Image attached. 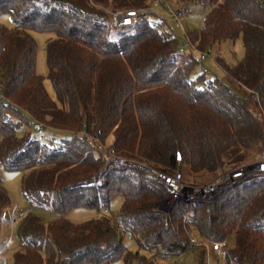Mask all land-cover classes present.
I'll list each match as a JSON object with an SVG mask.
<instances>
[{
    "label": "trees",
    "instance_id": "obj_1",
    "mask_svg": "<svg viewBox=\"0 0 264 264\" xmlns=\"http://www.w3.org/2000/svg\"><path fill=\"white\" fill-rule=\"evenodd\" d=\"M153 1L0 0V13L15 23L0 25V167L25 171L23 196L56 215L47 222L24 215L13 264H160L158 257L187 250L191 229L214 242L234 236L222 249L223 264H264V168L243 173L210 200H177L169 212L157 208L166 190L156 178L130 167L107 170L112 148L155 170L215 174L192 184L201 185L221 166L244 165L264 149V0H180L209 5L203 25L184 33L198 51L241 36L239 62L229 66L216 56L223 78L205 69L192 76L198 60L179 51L164 20L150 18ZM108 10L131 13L134 22L114 30ZM29 31L55 33L45 58L60 105L36 72ZM31 120L72 134L51 143L19 134ZM253 143L260 145L255 154ZM117 196L115 219L103 210ZM11 203L0 175V229ZM78 207L100 214L68 221ZM125 231L159 256L129 250ZM196 264H205L204 248Z\"/></svg>",
    "mask_w": 264,
    "mask_h": 264
},
{
    "label": "rangeland",
    "instance_id": "obj_2",
    "mask_svg": "<svg viewBox=\"0 0 264 264\" xmlns=\"http://www.w3.org/2000/svg\"><path fill=\"white\" fill-rule=\"evenodd\" d=\"M166 1L169 6L163 4L159 0L153 1L150 7V11L152 12L150 18L153 21H156L157 19L164 20V26L167 29L173 31L177 35L179 43H182L183 36L186 30H193L196 28H200L203 25V17L208 11L209 5H203L199 2H194V1L191 2H182L180 0H166ZM181 6H184L186 11L184 12L183 17L181 19L182 24L176 25L171 19L170 14L171 11L178 9ZM0 25L6 26L8 28L15 27V23L13 22L12 18L8 13H0ZM29 33L32 34V36L35 38V41L37 43L36 72L43 77L44 86L49 96L58 105H60L59 101L56 98V94L54 92L52 84L47 76L48 70H47L46 58H45L46 41L50 38H54L55 33L52 31H43V32L29 31ZM186 52L192 54V56L198 60V66L192 72V76L195 73L201 71V69H205L208 76L210 77L217 76L218 78H223L225 76V70L215 60L216 56L223 58V60L227 65L232 66L237 62H239L244 56V46L241 36H239L235 41H230V40L221 41L219 44L211 48V51L209 53H205L206 57L201 60H199L201 53L200 51L192 50L187 46ZM33 125L34 122H32V120L28 124L26 123L22 124L19 130V134H21L25 130L30 131L32 135L36 136L45 143L58 142L62 138H69L72 134V132L70 131L54 129L44 125L41 130L36 131L34 130ZM110 140L111 138H109L108 141ZM259 148L260 145L258 143H253L251 145V152L255 154L258 152ZM263 150L264 149H262L258 153L257 158L255 157L256 159L252 157L247 163L255 162L260 157V154L263 152ZM257 169L260 168H251L246 172ZM24 173L25 171L22 170L8 171L0 167L2 185L9 192L12 199L11 205L7 207L4 212L3 223L0 229V246L3 240L5 239V237L7 238L11 236L14 241V245L12 248L3 251V254L6 257L8 264H13L12 254L20 246V243L18 242L17 239V228L21 221V220L17 221L11 227L7 223V218H6L8 209L14 204H17L21 208H27L29 205V202L22 194L21 186H20L21 177L23 176ZM182 174L183 177L190 182V184L203 183L215 175L211 172H201L194 174L188 169L187 166L183 167ZM241 175L239 176L240 178ZM120 204H121L120 196H117L112 200L111 207L109 210V215L112 218L116 219L118 217L117 210L119 209ZM31 213L39 215L41 218H43L45 222L50 221L56 216L52 212H50V210L43 208L31 210ZM99 214L100 211L96 209L78 207L68 212L66 218L68 221L72 223H79L93 219L97 217ZM191 232L198 240H201V238L198 237V235L194 232V230L191 229ZM226 241L228 242L224 245L223 248L233 245L234 236L229 235ZM124 243L126 244L129 250L133 252L139 251V253L146 254V250L142 248L141 245L138 244L135 237L130 235H125ZM201 249L202 247L200 245H197L192 249L189 250L187 249L184 252L171 254L166 258L158 257L157 261L160 264H196L198 252ZM114 264H124V263L121 260H119ZM131 264H138V262L133 261ZM205 264H223L222 254L212 250L211 246H209L208 249H205Z\"/></svg>",
    "mask_w": 264,
    "mask_h": 264
},
{
    "label": "built area",
    "instance_id": "obj_3",
    "mask_svg": "<svg viewBox=\"0 0 264 264\" xmlns=\"http://www.w3.org/2000/svg\"><path fill=\"white\" fill-rule=\"evenodd\" d=\"M163 4L168 5L166 0H159ZM186 11L184 6L179 7L176 10L171 11V19L176 25L182 24V17L184 12ZM110 19L109 24L112 29L117 30L125 26H129L134 22L133 14L128 13L124 10H117V11H109ZM189 47L192 50H197L190 42L188 37L184 34L182 43L179 44V51L186 52V47ZM211 48H207L205 52L200 53L199 60L204 59L206 57L205 53H209ZM34 122L33 128L34 130L38 131L41 130L43 124ZM85 137H89L87 133L84 132ZM99 147H103V144L98 142ZM248 165L252 168H262L264 165V150L260 154V157L255 162H250L244 165H239L236 167H230L227 165L221 166L218 168V174L214 180L201 184V185H189L183 182V175L181 172L176 171L175 173H167L165 171H157L147 165L146 163L130 160L120 156L116 153L114 149H109L108 151V168L107 170H111L114 167L117 168H136L145 171L150 176L156 178L162 185V187L167 191V194L163 197L160 201V206L164 210H169L173 206V204L177 200H183L186 202L190 201H198V200H210L212 199L217 193L221 190L230 187L240 181V175L245 173ZM259 170V169H257ZM103 178L101 177L98 180V183H102ZM43 207H39L33 203H29L27 208H21L17 204L12 205L7 212V223L12 227L17 221L21 220L24 215L31 210L40 209ZM44 209V208H43ZM104 214H109L107 209L103 210ZM186 221V217L183 218ZM118 230L123 231L124 227L119 222L116 221L113 223ZM125 235H130L129 231L124 232ZM188 241H187V249H192L197 245H200L204 249H208L211 246V249L216 251L217 253H221L222 249L226 243L225 240L223 241H211L209 239H201L198 240L191 230L187 231ZM131 236V235H130ZM14 245V241L11 236L5 237L2 245L0 246V264H8L6 257L3 254V251L9 248H12ZM139 255H146L147 257H155L159 256V252L157 250H146V254L139 253ZM138 264H143V262H138Z\"/></svg>",
    "mask_w": 264,
    "mask_h": 264
},
{
    "label": "water",
    "instance_id": "obj_4",
    "mask_svg": "<svg viewBox=\"0 0 264 264\" xmlns=\"http://www.w3.org/2000/svg\"><path fill=\"white\" fill-rule=\"evenodd\" d=\"M248 167L249 168H252L250 165H248ZM249 168H247V169H249ZM262 168H264V165L262 166ZM157 208H159V209H161V210H164L163 208H161V206H160V201L157 203ZM170 210V209H169ZM169 210L167 209V210H164L165 212H169Z\"/></svg>",
    "mask_w": 264,
    "mask_h": 264
},
{
    "label": "bare ground",
    "instance_id": "obj_5",
    "mask_svg": "<svg viewBox=\"0 0 264 264\" xmlns=\"http://www.w3.org/2000/svg\"><path fill=\"white\" fill-rule=\"evenodd\" d=\"M250 169H251V168H249V169H247V170H250ZM247 170H246V171H247ZM157 171H159V170H157ZM174 173H175V172H174ZM183 182L186 183V184H189V183L185 182L184 180H183ZM189 185H192V184H189ZM194 186H196V185H194ZM166 194H167V191H166Z\"/></svg>",
    "mask_w": 264,
    "mask_h": 264
},
{
    "label": "crops",
    "instance_id": "obj_6",
    "mask_svg": "<svg viewBox=\"0 0 264 264\" xmlns=\"http://www.w3.org/2000/svg\"><path fill=\"white\" fill-rule=\"evenodd\" d=\"M4 240H5V239H4ZM4 240H3V241H4ZM2 243H3V242H2ZM2 243H1V245H2ZM226 243H227V241H226ZM226 243H225V244H226Z\"/></svg>",
    "mask_w": 264,
    "mask_h": 264
}]
</instances>
